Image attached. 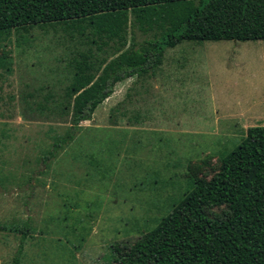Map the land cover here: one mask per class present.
<instances>
[{
  "label": "rangeland",
  "instance_id": "1",
  "mask_svg": "<svg viewBox=\"0 0 264 264\" xmlns=\"http://www.w3.org/2000/svg\"><path fill=\"white\" fill-rule=\"evenodd\" d=\"M123 32L125 45L86 22L0 38V264L20 241L4 226L24 223L20 264H119L114 246L145 235L190 190V163L209 178L247 127L264 125V39L184 40L153 72L117 83L43 161L69 131L61 106L81 55L101 67L152 36L131 13Z\"/></svg>",
  "mask_w": 264,
  "mask_h": 264
},
{
  "label": "trees",
  "instance_id": "2",
  "mask_svg": "<svg viewBox=\"0 0 264 264\" xmlns=\"http://www.w3.org/2000/svg\"><path fill=\"white\" fill-rule=\"evenodd\" d=\"M129 13L152 36L139 46L131 43L101 67L89 62L90 53L81 55L61 106L70 115L69 131L53 141L43 161L72 139L81 121L92 119L117 83L153 72L165 48L184 40L264 39V0H0V38L32 26L86 22L99 40L106 36L125 45ZM7 62L1 55L0 65ZM200 170V163L189 164L190 190L153 228L132 244L114 246L119 264H264V125L247 127L241 141L220 155L209 178ZM4 227L19 234L9 264H20L29 226Z\"/></svg>",
  "mask_w": 264,
  "mask_h": 264
}]
</instances>
